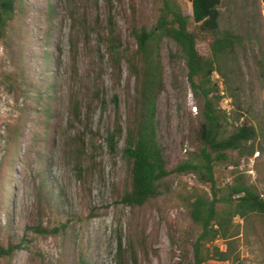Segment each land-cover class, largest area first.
<instances>
[{"label":"rangeland","instance_id":"1","mask_svg":"<svg viewBox=\"0 0 264 264\" xmlns=\"http://www.w3.org/2000/svg\"><path fill=\"white\" fill-rule=\"evenodd\" d=\"M169 1L188 17L198 52L210 57L212 37L193 22L190 0ZM23 4L25 9L16 12L9 25L8 38L0 41V241L24 239L26 244L12 255L10 264H114L118 235L124 246L133 243L140 264H192L191 243L198 227L188 213L187 199L196 189L208 192L209 184H200L190 173H171L160 181L158 194L141 207L118 202L129 182L120 150L131 120L135 79L125 60L115 70L101 38L110 10L122 49L134 50L131 30L155 24L163 0H23ZM49 4L50 57L42 61L46 19L40 12ZM245 5L246 0H223L221 29L250 32L254 8ZM244 44L245 53L238 49L231 66L232 86L238 87L242 108L237 109L228 95L229 83L227 91L218 73L212 79L219 84L220 107L231 116L228 121L233 123L239 115L238 121L247 120L259 135L241 151H226L227 159L215 164L214 176L221 185L242 176L264 198L260 132L264 67L259 40L253 36ZM176 50L173 41H163L164 90L156 104L157 137L168 169L201 146L197 129L203 100L189 86L184 61L171 57ZM29 56L32 61L27 62ZM113 94L123 136L111 152L106 136L115 120ZM75 103L83 113L90 105V122L73 118ZM229 122L224 124L225 133L232 130ZM79 135L84 138L80 154ZM37 225L58 230L38 234ZM254 226L253 233L241 234V264H264V219L255 218Z\"/></svg>","mask_w":264,"mask_h":264},{"label":"trees","instance_id":"2","mask_svg":"<svg viewBox=\"0 0 264 264\" xmlns=\"http://www.w3.org/2000/svg\"><path fill=\"white\" fill-rule=\"evenodd\" d=\"M254 1L256 0H251L253 5ZM190 3L191 18L198 30L212 37L209 43L210 57L198 52L197 34L188 30V17L169 0H163L155 24L149 28L131 30L136 44L132 51L122 49L120 34L109 10L106 32L101 39L108 48L115 70L117 71L120 62L125 60L129 73L135 79L134 92L129 104L131 120L126 127L124 145L120 150L128 166L129 182L118 202L131 208L141 207L158 194L160 181L169 174H193L200 184H209V191L196 189L187 199L188 213L198 227V233L191 243L192 264H204L209 260L241 264L239 249L241 234L254 232L255 218L264 219V198L253 185L245 183L242 176H237L231 183L218 184L214 176V166L217 162L227 159L226 151H241L246 143L258 137L259 132L247 120L238 121L239 115L233 123L228 121L231 116L220 107L223 96L218 82L212 79V76L218 73L227 91L229 83L228 95L237 109L242 108L237 97L238 87L232 86L231 76L232 78L234 76L231 74V66L237 61L238 49H243L245 53L243 46L245 38L251 39L253 36L257 37L261 44L264 63L263 39L260 38L261 14L259 10L254 14L253 19L257 28L251 33L235 32L220 27V8L223 0H190ZM24 9L23 0H0V41L8 38V29L14 14L21 13ZM52 12L51 4L44 12H40L46 19L45 31L42 33L45 49L40 55L42 61L50 57ZM164 40L175 43L177 50L171 57H179L184 61L189 86L193 94L203 100L197 129L201 146L188 159L177 163L171 169L166 166L164 150L158 141L156 119L157 99L164 90L160 52ZM28 61H32V56H29ZM261 78L264 80V73ZM112 102L115 120L106 141L109 151L114 152L119 139L123 136V129L117 118L119 107L116 94H113ZM260 102L263 105L261 115L263 126L260 132L264 135V83ZM89 106L87 105L83 113L80 105L75 103L73 118L78 122L83 120L85 124L90 122L92 117ZM228 122L232 125V130L225 133L224 124ZM15 130L16 128L11 131L12 138L16 136ZM78 143L79 153L84 147V138L81 135L78 136ZM37 202L40 203L39 198ZM56 230L58 229L41 228L39 225L35 228L38 234H49ZM25 248L24 239L17 243L0 241V264H10L12 255ZM113 260L114 264H140L133 243L129 242L124 246L120 235L117 236Z\"/></svg>","mask_w":264,"mask_h":264},{"label":"crops","instance_id":"3","mask_svg":"<svg viewBox=\"0 0 264 264\" xmlns=\"http://www.w3.org/2000/svg\"><path fill=\"white\" fill-rule=\"evenodd\" d=\"M254 4L255 5H253L252 3H251V0H246V5H245V7L247 8V9H250L251 7L252 8H254V14H257V12H258V10H259V12H260V14H261V23H262V27H261V33H260V38L261 39H263L262 41V43H263V46H264V2L262 1V0H256V1H254ZM257 24H256V21H254V19H253V25H248V27H250L251 28V31L252 30H254V29H256L257 27ZM247 27V28H248ZM248 30V29H247ZM251 31H250V33H251ZM244 32H246V31H244ZM254 38H257V37H254ZM251 39H252V37H251ZM251 39L250 38H245V40H244V42L247 40V41H251ZM244 46H245V44H244ZM260 53H261V49H260ZM261 64L263 65V67H264V63H263V57H262V53H261ZM260 73H264L263 71H261ZM261 74V75H262Z\"/></svg>","mask_w":264,"mask_h":264},{"label":"built area","instance_id":"4","mask_svg":"<svg viewBox=\"0 0 264 264\" xmlns=\"http://www.w3.org/2000/svg\"><path fill=\"white\" fill-rule=\"evenodd\" d=\"M216 77H218V76H216Z\"/></svg>","mask_w":264,"mask_h":264}]
</instances>
